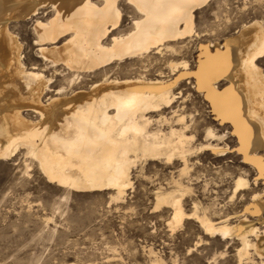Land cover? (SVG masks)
<instances>
[{"label": "bare ground", "instance_id": "6f19581e", "mask_svg": "<svg viewBox=\"0 0 264 264\" xmlns=\"http://www.w3.org/2000/svg\"><path fill=\"white\" fill-rule=\"evenodd\" d=\"M209 1L0 0V160L23 155L26 171L36 168L49 183L76 191L111 190L117 201L131 186L138 162L161 159L177 168L168 173L169 186L154 191L155 209L171 211L170 230L194 218L206 235L235 247L237 264H264V21L251 19L223 42L201 44L197 70L187 61H170L173 77L160 69L147 74L150 63H142L137 75L117 74L126 59L182 51L178 44L193 34L196 13ZM126 12L131 24L123 29ZM31 19L38 55L29 67L16 28ZM48 67L55 74L68 71L69 89H52ZM190 77L222 127L217 132L208 126L202 141L193 133L194 109L176 105ZM200 153L218 162L229 154L241 158L230 200L247 194L242 209L214 219L209 205L194 199L193 209L186 210V198L196 193L192 166ZM148 250L150 264H184Z\"/></svg>", "mask_w": 264, "mask_h": 264}, {"label": "rangeland", "instance_id": "374dc122", "mask_svg": "<svg viewBox=\"0 0 264 264\" xmlns=\"http://www.w3.org/2000/svg\"><path fill=\"white\" fill-rule=\"evenodd\" d=\"M224 1L210 0L197 11L193 34L178 44L184 46L182 51L175 54L166 50H163L166 54L152 51L143 57V61L142 58L126 59L125 63H121L122 69L119 66L117 74L120 77L134 76L142 72L141 65L150 63L151 68L148 67L150 71H147V74L157 73L160 69L167 77H173L175 75L169 66L170 61H187L190 69L197 70L202 45L215 43L216 40L223 42L227 35L251 19L260 18L264 21V0ZM25 22L17 26L16 31L24 43L27 66L31 67V63L37 61L38 55L32 31L34 20ZM129 23L131 24V13L126 12L122 28H128ZM211 49L215 51L214 46H211ZM261 65L264 66V60ZM179 69L183 68L180 66ZM62 70L60 74H55L51 67L45 71L48 77H52V89L60 86L69 89L66 77L68 71ZM83 79L89 80L90 77ZM194 81L196 82L195 77L183 81V96L181 95L176 105H185L188 111L194 109L197 122L195 121L193 133L202 141L208 126L215 127L217 132H221L222 127L216 120L217 116L211 112L208 101L193 87ZM209 121L212 123L209 124ZM234 144V141H230V145ZM235 157V154H229L225 161L218 162L213 155L200 153L194 158L195 167L192 166V174L197 180L193 181L192 187L196 193L185 200L188 212L193 209L194 199L199 200L203 206L209 205L207 212L214 219L227 211L233 212L243 208L246 202L242 201L249 199L247 194L246 197L239 195L232 198L233 201L230 200L232 177L237 174L238 166L242 165L241 158L236 161ZM197 161L200 163H196ZM179 165L180 163H177L174 166ZM25 166L23 155L16 156V159L13 157L0 160V262L3 264H150L153 258L148 250L150 247L168 262L179 257L177 260L184 264H237L235 247L227 248L218 237L206 235L196 219H186L173 231L167 224L170 209H155L154 191L161 185L166 187L171 178L170 172L177 169L170 163L167 164L161 159L138 162L132 168L131 186L126 190L125 196L117 201L112 200L111 190H69L49 183L36 168L27 172ZM250 174H253L251 177L254 176L255 171H250ZM197 242L199 243L196 244ZM222 251L225 254L221 255Z\"/></svg>", "mask_w": 264, "mask_h": 264}]
</instances>
